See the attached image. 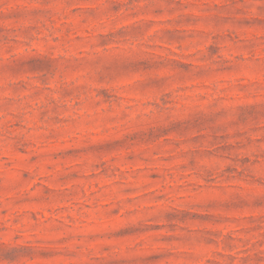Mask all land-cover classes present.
<instances>
[{
  "label": "rangeland",
  "instance_id": "1",
  "mask_svg": "<svg viewBox=\"0 0 264 264\" xmlns=\"http://www.w3.org/2000/svg\"><path fill=\"white\" fill-rule=\"evenodd\" d=\"M0 264H264V0H0Z\"/></svg>",
  "mask_w": 264,
  "mask_h": 264
}]
</instances>
